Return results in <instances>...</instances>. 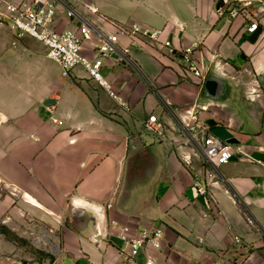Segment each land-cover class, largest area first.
I'll list each match as a JSON object with an SVG mask.
<instances>
[{"label": "crops", "instance_id": "obj_1", "mask_svg": "<svg viewBox=\"0 0 264 264\" xmlns=\"http://www.w3.org/2000/svg\"><path fill=\"white\" fill-rule=\"evenodd\" d=\"M218 1L118 0L125 17L79 13L92 29L82 55L103 59L116 96L82 64L63 76L39 41L0 22V256L22 247L6 228L40 226L63 264H146L145 251L127 257L118 234L128 225L132 235L163 230L161 249L146 247L155 264H264V161L252 157L264 153V4L232 17ZM134 24L162 33L131 34ZM54 25L76 31L80 21L61 7ZM122 28L128 60L97 50ZM197 42L202 77L182 51ZM153 114L167 138L146 130ZM193 116L250 157L221 166L207 204L188 195L209 167L182 130Z\"/></svg>", "mask_w": 264, "mask_h": 264}, {"label": "built area", "instance_id": "obj_2", "mask_svg": "<svg viewBox=\"0 0 264 264\" xmlns=\"http://www.w3.org/2000/svg\"><path fill=\"white\" fill-rule=\"evenodd\" d=\"M256 3L264 4V0H226L225 5L228 7L230 15L235 17ZM61 7L69 17L78 18L80 21L78 30L59 31L55 28V20ZM0 22H6L19 37L31 36L38 40L45 48L47 56L59 63L63 76H69L75 66L82 64L93 79L104 86L113 96H116L111 83L101 72L103 59L92 60L82 55L83 41L92 32L90 24L84 23L78 11L65 0H0ZM258 26V21H253L247 30L254 32ZM126 32L129 30L122 28L118 33L104 36L98 43L97 50L102 54H118L128 60L130 48L121 46L119 42V34ZM137 32L152 39H158L162 30L132 25L130 33L136 34ZM165 43L171 45L169 40ZM199 46L200 43L197 42L192 46L182 48V51L187 59L193 60L190 69L197 76L202 77L203 71L199 63L192 59L194 49ZM193 117L194 122L184 125L182 130L186 136V142L195 146L209 166L205 178L198 179L194 184L197 195L207 197L210 181L219 175L221 166L231 161L236 154L245 153L240 144L223 140L210 133L209 125L205 120ZM145 128L160 138H167V125L155 114L150 115L145 123ZM112 224L116 225L117 222L114 220ZM119 227L121 231L118 236L128 248L127 257L133 260L142 251H145V263L155 264V257L147 253L146 247L151 244L155 249H161L163 230L156 227L132 235L128 225Z\"/></svg>", "mask_w": 264, "mask_h": 264}, {"label": "rangeland", "instance_id": "obj_3", "mask_svg": "<svg viewBox=\"0 0 264 264\" xmlns=\"http://www.w3.org/2000/svg\"><path fill=\"white\" fill-rule=\"evenodd\" d=\"M66 1L72 6H74V8L78 11V13H80L87 20L92 16H95L96 14H99L100 16L106 19L109 18L105 14V12L111 15H120L123 17H125L124 15H126L123 14V10H120L118 0H66ZM96 1L101 8L100 10L103 11L104 13H100L98 11V6L95 3ZM126 1H131L134 4L137 3V0H126ZM139 12H144V11L139 10ZM3 23L7 24L6 22ZM34 228L35 231L33 235H26L25 231L16 232L14 230L6 228L5 230L6 236L18 240L22 245V247L21 250L14 252L10 251L0 256V264H63L61 260H58V256L61 253V249L57 241L54 242L55 238L53 233L50 230H47L46 232L45 231L46 229H44V227L35 226ZM2 229L3 228L0 225V230ZM1 248L2 245H0V252L2 251ZM66 264H69L68 259H66Z\"/></svg>", "mask_w": 264, "mask_h": 264}, {"label": "water", "instance_id": "obj_4", "mask_svg": "<svg viewBox=\"0 0 264 264\" xmlns=\"http://www.w3.org/2000/svg\"><path fill=\"white\" fill-rule=\"evenodd\" d=\"M225 2L226 0H219L218 3H217V9L219 11L222 10L223 6L225 5ZM262 4L260 3V6ZM259 35V31H255L254 34H253V37L257 38ZM116 58H119L120 55L118 54H114ZM243 57V55L241 56ZM55 100L53 98H48L46 99V101L44 102V104L51 110L53 109V106L55 105ZM208 124H212V120H208L207 121ZM232 142V141H231ZM253 158L255 159H258V160H261V161H264V153L263 152H254V154L252 155ZM244 159V158H250V157H246L245 155L243 154H236L232 159ZM188 195L191 197V198H197L199 201H201L202 203L204 204H207V198L205 195H197V191H196V188L195 186H191L188 190ZM81 264H90L89 262L85 261V260H81Z\"/></svg>", "mask_w": 264, "mask_h": 264}]
</instances>
